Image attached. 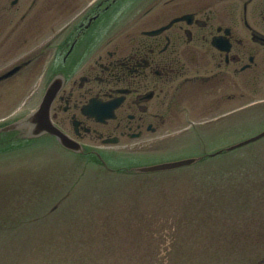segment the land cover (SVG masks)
Returning a JSON list of instances; mask_svg holds the SVG:
<instances>
[{
    "label": "flooded vegetation",
    "instance_id": "flooded-vegetation-1",
    "mask_svg": "<svg viewBox=\"0 0 264 264\" xmlns=\"http://www.w3.org/2000/svg\"><path fill=\"white\" fill-rule=\"evenodd\" d=\"M0 59V77L20 67L0 84L23 76L36 109L51 90L52 125L124 164L180 118H233L264 95V0H0Z\"/></svg>",
    "mask_w": 264,
    "mask_h": 264
},
{
    "label": "rangeland",
    "instance_id": "rangeland-1",
    "mask_svg": "<svg viewBox=\"0 0 264 264\" xmlns=\"http://www.w3.org/2000/svg\"><path fill=\"white\" fill-rule=\"evenodd\" d=\"M1 63L0 73L7 68ZM25 83L17 76L0 84V124L35 106L37 90ZM263 111L248 108L217 135L211 126L179 140L171 130L135 162L234 145L264 130ZM43 143L0 152V264H264V138L207 167L242 163V153L258 150L241 169L204 175L206 161L147 177L110 175Z\"/></svg>",
    "mask_w": 264,
    "mask_h": 264
},
{
    "label": "water",
    "instance_id": "water-1",
    "mask_svg": "<svg viewBox=\"0 0 264 264\" xmlns=\"http://www.w3.org/2000/svg\"><path fill=\"white\" fill-rule=\"evenodd\" d=\"M33 115L34 113L30 114V117L28 118H25L22 122L23 123H27L28 125H31L32 121H33ZM17 125V124H16ZM16 125H13L12 127H6V128H3L2 130L5 131V130H11V129H15L16 128ZM42 130L39 131V130H31V135L30 136H39L42 134ZM264 137V131H262L261 133H259L258 135L254 136V137H251V138H248L244 141H241L237 144H234L232 146H229L223 150H219L213 154H210L209 157H214L216 155H219L221 153H223L224 151H233L235 149H238V148H241V147H244L246 145H249L253 142H256L258 140H260L261 138ZM200 160V158H189V159H183V160H177V161H171V162H165V163H161V164H156V165H151V166H143V167H139V168H135L134 170L132 171H129V173H132V174H149V173H154V172H162V171H169V170H175V169H178V168H182V167H185V166H190L196 162H198Z\"/></svg>",
    "mask_w": 264,
    "mask_h": 264
}]
</instances>
